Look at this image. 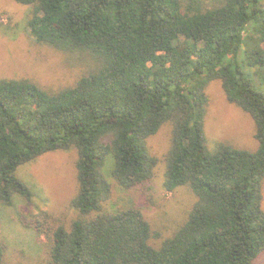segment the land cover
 Wrapping results in <instances>:
<instances>
[{"label":"trees","instance_id":"trees-1","mask_svg":"<svg viewBox=\"0 0 264 264\" xmlns=\"http://www.w3.org/2000/svg\"><path fill=\"white\" fill-rule=\"evenodd\" d=\"M30 6L37 44L83 61L72 84L0 79V204L32 190L19 166L76 152L77 191L69 226L39 212L26 228L50 240L45 264H254L264 252V94L245 66H264V0H15ZM253 119L256 150L207 149L206 89ZM169 123L164 188L188 187L187 218L155 246L141 210L107 212L109 177L122 189L149 181L147 139ZM39 218H43L42 221ZM4 246L0 243V264Z\"/></svg>","mask_w":264,"mask_h":264},{"label":"rangeland","instance_id":"rangeland-1","mask_svg":"<svg viewBox=\"0 0 264 264\" xmlns=\"http://www.w3.org/2000/svg\"><path fill=\"white\" fill-rule=\"evenodd\" d=\"M30 6L15 0H0V79L28 77L41 85L56 89L72 84L82 73L84 62L50 46L37 44L30 37L27 18ZM254 88L264 94V66H245ZM206 93L208 106L204 131L207 149L219 143L236 148L256 150L255 124L246 112L230 103L219 81L211 82ZM172 126L165 123L147 139L149 153L155 158L153 174L148 182L131 189L120 188L109 177L111 159L106 162V176L112 182V192L105 204L107 212L136 207L143 213L152 229L151 242L157 246L170 236L187 218L195 196L186 186L173 191L164 188L167 154L171 147ZM76 152L58 150L47 152L18 167L16 175L33 192L28 200L13 197V206L0 204V243L4 246V264H45L50 240L46 228L36 232L26 228L39 212L50 216V224L69 226L77 217L70 201L77 191ZM264 210V183H262ZM40 221L43 218H39ZM254 264H264V252Z\"/></svg>","mask_w":264,"mask_h":264}]
</instances>
